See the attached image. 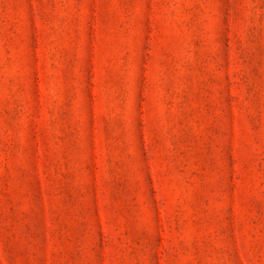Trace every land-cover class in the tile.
Masks as SVG:
<instances>
[{
	"label": "rangeland",
	"instance_id": "1",
	"mask_svg": "<svg viewBox=\"0 0 264 264\" xmlns=\"http://www.w3.org/2000/svg\"><path fill=\"white\" fill-rule=\"evenodd\" d=\"M0 264H264V0H0Z\"/></svg>",
	"mask_w": 264,
	"mask_h": 264
}]
</instances>
